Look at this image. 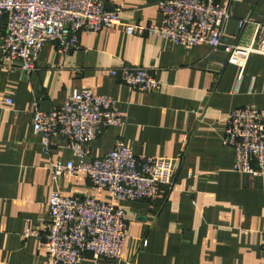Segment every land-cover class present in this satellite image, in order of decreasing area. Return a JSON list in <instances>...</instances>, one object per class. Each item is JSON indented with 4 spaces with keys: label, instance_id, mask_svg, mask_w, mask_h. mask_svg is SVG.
I'll use <instances>...</instances> for the list:
<instances>
[{
    "label": "crops",
    "instance_id": "crops-1",
    "mask_svg": "<svg viewBox=\"0 0 264 264\" xmlns=\"http://www.w3.org/2000/svg\"><path fill=\"white\" fill-rule=\"evenodd\" d=\"M159 0H109L125 22L160 25ZM232 19L224 30L230 45H248L264 26V0H231ZM249 20L241 29L240 22ZM6 19L0 20L1 46ZM133 65L163 83L142 93L111 76ZM27 74L0 67V264H48L44 226L55 190L51 158L74 160L67 142L57 139L52 157L34 132L32 108L64 105L75 90L90 89L117 102L123 125L110 127L91 145V158L110 153L117 141L137 157H182L176 187L156 203L117 202L129 222V240L120 261L83 264H264V177L234 171L235 151L223 144L228 115L241 108L264 110V56L243 64L226 48L191 50L121 27L80 33V48L64 55L47 43ZM69 197L110 201L89 177L65 178ZM41 237H26L27 229ZM146 241L147 245L143 246Z\"/></svg>",
    "mask_w": 264,
    "mask_h": 264
},
{
    "label": "built area",
    "instance_id": "built-area-1",
    "mask_svg": "<svg viewBox=\"0 0 264 264\" xmlns=\"http://www.w3.org/2000/svg\"><path fill=\"white\" fill-rule=\"evenodd\" d=\"M109 0H0V20L6 19L0 67L31 74L47 43L69 55L80 48V33L97 34L121 27L136 36L162 38L191 50L200 45L226 48L231 60L245 64L252 54L264 56V26L258 25L245 46L227 44L224 30L232 19L231 0H159L160 25L125 22L121 9H109ZM249 20L240 22L241 29ZM130 89L156 92L163 83L145 68L125 65L109 72ZM34 132L42 151L52 157L57 139L67 142L74 160L51 158L55 190L50 198V218L44 226L48 264H83L87 255L96 261H120L129 240V222L117 202H159L176 187L182 157H137L122 141L100 159L91 158L90 145L106 129L123 125L117 102L90 89L75 90L64 105L42 111L36 99L32 108ZM223 144L235 151L234 171L264 177V110L241 108L226 119ZM89 177L96 190L108 192L110 201L94 197H69L62 192L65 178ZM41 237L29 227L26 237ZM147 242H143L146 246Z\"/></svg>",
    "mask_w": 264,
    "mask_h": 264
}]
</instances>
